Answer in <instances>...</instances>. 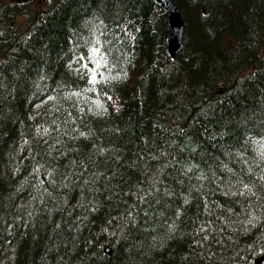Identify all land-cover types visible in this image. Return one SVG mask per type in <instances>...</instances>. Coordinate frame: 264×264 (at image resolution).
I'll list each match as a JSON object with an SVG mask.
<instances>
[{
	"label": "trees",
	"instance_id": "1",
	"mask_svg": "<svg viewBox=\"0 0 264 264\" xmlns=\"http://www.w3.org/2000/svg\"><path fill=\"white\" fill-rule=\"evenodd\" d=\"M171 1L0 0V264L264 253V0Z\"/></svg>",
	"mask_w": 264,
	"mask_h": 264
},
{
	"label": "water",
	"instance_id": "2",
	"mask_svg": "<svg viewBox=\"0 0 264 264\" xmlns=\"http://www.w3.org/2000/svg\"><path fill=\"white\" fill-rule=\"evenodd\" d=\"M167 14V20L170 27V34L167 39V50L171 57L181 49L183 42V20L180 16L178 8L170 0H153ZM106 253L111 257V250L105 249ZM255 264H264V254L254 260Z\"/></svg>",
	"mask_w": 264,
	"mask_h": 264
},
{
	"label": "snow or ice",
	"instance_id": "3",
	"mask_svg": "<svg viewBox=\"0 0 264 264\" xmlns=\"http://www.w3.org/2000/svg\"><path fill=\"white\" fill-rule=\"evenodd\" d=\"M94 52L96 51L95 49L93 50ZM99 65H97V67H98ZM95 79H96V74H95V72H93L92 73V76H91V78H90V80H89V83H94L95 82ZM262 179H264V177H262ZM246 188H247V186H245Z\"/></svg>",
	"mask_w": 264,
	"mask_h": 264
},
{
	"label": "rangeland",
	"instance_id": "4",
	"mask_svg": "<svg viewBox=\"0 0 264 264\" xmlns=\"http://www.w3.org/2000/svg\"><path fill=\"white\" fill-rule=\"evenodd\" d=\"M16 20H15V23L16 24H18V25H20L21 23H22V18L21 17H17V18H15Z\"/></svg>",
	"mask_w": 264,
	"mask_h": 264
},
{
	"label": "flooded vegetation",
	"instance_id": "5",
	"mask_svg": "<svg viewBox=\"0 0 264 264\" xmlns=\"http://www.w3.org/2000/svg\"><path fill=\"white\" fill-rule=\"evenodd\" d=\"M30 1H33V2H35L37 4H40L42 2V0H30Z\"/></svg>",
	"mask_w": 264,
	"mask_h": 264
},
{
	"label": "bare ground",
	"instance_id": "6",
	"mask_svg": "<svg viewBox=\"0 0 264 264\" xmlns=\"http://www.w3.org/2000/svg\"><path fill=\"white\" fill-rule=\"evenodd\" d=\"M164 201H165V200H164ZM138 204H139V203H138ZM136 206H137V205H136ZM135 212H136V210H135ZM147 214H148V213H147ZM134 216H135V215H134ZM91 239H92V238H91ZM89 240H90V239H89ZM87 241H88V240H87ZM88 243H89V242H88ZM104 253H105V252H104ZM111 254H112V253H111ZM93 260H94V259H93ZM93 260H92V261H93ZM93 263H94V262H93ZM112 263H113V262H112Z\"/></svg>",
	"mask_w": 264,
	"mask_h": 264
}]
</instances>
